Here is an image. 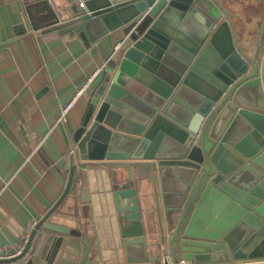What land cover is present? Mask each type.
Instances as JSON below:
<instances>
[{
	"label": "water",
	"instance_id": "1",
	"mask_svg": "<svg viewBox=\"0 0 264 264\" xmlns=\"http://www.w3.org/2000/svg\"><path fill=\"white\" fill-rule=\"evenodd\" d=\"M237 3L252 7L249 19L231 18L228 7ZM54 5L43 14L46 29L73 31L86 48L107 33L120 34L69 133L73 152L63 192L19 252L0 257V264H54L69 229L49 217L86 167L129 171L114 191L129 261L264 259V0ZM17 29L24 31L22 24ZM132 167L149 182L144 194L152 206H141ZM88 197L79 200L89 205ZM39 228L52 236L35 257L30 247ZM80 242L86 254L84 238Z\"/></svg>",
	"mask_w": 264,
	"mask_h": 264
},
{
	"label": "crops",
	"instance_id": "2",
	"mask_svg": "<svg viewBox=\"0 0 264 264\" xmlns=\"http://www.w3.org/2000/svg\"><path fill=\"white\" fill-rule=\"evenodd\" d=\"M49 3L0 0V252L23 246L32 227L63 192L73 148L69 133L120 34L107 33L86 48L73 31L46 29L48 18L43 14L60 0ZM228 11L236 21L249 19L253 9L237 3ZM18 24L23 32L18 33ZM95 67H100L96 77L60 118L59 106ZM127 173L123 167H86L78 172L68 195L49 217L69 229L62 235L54 264L59 258L69 264H92L87 259L98 260L95 264H135L126 257L114 201V191L127 180ZM131 174L141 206H152L144 194L149 182L141 169L132 167ZM80 186L86 188L85 194ZM80 196H89V205ZM51 236L42 228L36 231L30 247L33 256L47 250Z\"/></svg>",
	"mask_w": 264,
	"mask_h": 264
},
{
	"label": "built area",
	"instance_id": "3",
	"mask_svg": "<svg viewBox=\"0 0 264 264\" xmlns=\"http://www.w3.org/2000/svg\"><path fill=\"white\" fill-rule=\"evenodd\" d=\"M82 5V2H80ZM100 71V67L93 68L84 78V80L76 86V88L73 90L69 98L65 101L64 104L60 105L58 108V114L60 118H63L66 114V112L70 109L72 104L78 97L84 92V90L87 88L88 84L96 77L97 73ZM73 152V148L72 151ZM26 241V239H25ZM22 248V246L14 248L13 250L0 252V257H9L19 252V250ZM239 262V261H238ZM237 262V263H238ZM236 263V262H235ZM178 264H195L190 263L184 259H180Z\"/></svg>",
	"mask_w": 264,
	"mask_h": 264
},
{
	"label": "rangeland",
	"instance_id": "4",
	"mask_svg": "<svg viewBox=\"0 0 264 264\" xmlns=\"http://www.w3.org/2000/svg\"><path fill=\"white\" fill-rule=\"evenodd\" d=\"M228 264H264V259H257V260H243L239 261L238 263L236 262H230Z\"/></svg>",
	"mask_w": 264,
	"mask_h": 264
}]
</instances>
